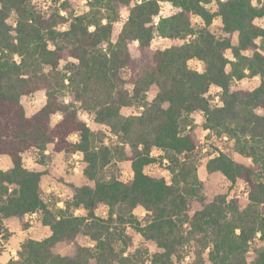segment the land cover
Here are the masks:
<instances>
[{
	"label": "trees",
	"instance_id": "obj_1",
	"mask_svg": "<svg viewBox=\"0 0 264 264\" xmlns=\"http://www.w3.org/2000/svg\"><path fill=\"white\" fill-rule=\"evenodd\" d=\"M32 1L0 0V155L12 161V168L0 170V235L7 233L4 220L18 217L25 229L24 217L32 213L51 235L26 240L6 264H175L187 256V264H264V0H142L132 6V0H88L81 13L72 0L45 9ZM161 2L176 11L155 24ZM124 7L128 17L113 40ZM216 17L219 35L210 29ZM155 35L182 43L154 49ZM135 42L139 56L132 58ZM191 60L202 63V72L189 67ZM256 76L260 84L253 90H232L235 81ZM212 86L220 89V105L206 98ZM38 91L45 103L27 116L21 99ZM82 112L117 142L98 138ZM197 112L203 129L226 137L250 159L243 166L214 149L205 165L231 185H247L243 209L237 198L204 195L191 117ZM49 146L66 156L79 152L86 163L87 184L71 186L62 208L44 199L42 173L22 163L23 153ZM153 149L163 153L169 182L145 172L159 161ZM126 160L133 176L121 181L118 167ZM193 201L201 208L190 212ZM102 206L106 217L96 213ZM138 206L146 211L144 224L134 215ZM127 228L158 251H129ZM79 235L93 246L77 244ZM60 242L73 244V252L55 253Z\"/></svg>",
	"mask_w": 264,
	"mask_h": 264
},
{
	"label": "rangeland",
	"instance_id": "obj_2",
	"mask_svg": "<svg viewBox=\"0 0 264 264\" xmlns=\"http://www.w3.org/2000/svg\"><path fill=\"white\" fill-rule=\"evenodd\" d=\"M64 0H33L32 4L37 9H45L48 5L56 4L58 5L60 2ZM74 8L77 13H81L87 10V1L88 0H72ZM142 0H132L130 6H132L136 2H140ZM212 11H216L215 3H212L208 6ZM176 10L172 7V5L168 2H161L160 3V12L159 15L154 18V23L157 24L160 17H168L172 15ZM128 7H124L120 10V20L114 25L112 39L115 40L123 23L126 21L128 17ZM14 18L11 17L9 19V23L13 24ZM193 24L196 25L199 23L198 19H193ZM264 27V20L259 21ZM211 31L219 35L221 32V21L218 17H216L212 25L210 27ZM233 44L237 43V34H234L232 37ZM182 42L177 40H171L167 38H162L160 36L155 35L152 40V48L154 49H165L173 45H180ZM129 52L132 58H136L139 56V52L137 50V43H132L129 45ZM227 57L231 58L229 52H227ZM189 67L192 70L202 72V63L198 60H191L188 63ZM61 67H65V64H62ZM260 84V79L258 76L252 78H244L240 81H235L232 85V90H253ZM156 88H152L148 94V99L151 100L155 94ZM219 94L220 89L217 87L212 86L206 94V98L211 106L220 105L219 102ZM46 97L42 91L35 92L31 95L24 96L21 99V103L24 107L25 113L27 116H31L35 112H37L45 103ZM80 117L82 120L87 124L91 131H93L98 138L103 139L106 144H115L117 142L116 137L112 136L109 130L93 121V116L89 113L82 112L80 113ZM193 123L195 128L193 129V133L196 137L198 146H197V158H198V170L197 174L199 179L203 182V192L206 196L207 200H211L216 195H226L227 199L237 198L238 204L241 209L245 208L247 204V195H248V188L245 183L242 181H237L234 185H231L220 173L215 172L209 174L206 171V162L208 159L216 154L214 149H219L229 155L233 160H235L238 164L243 166L250 165V159L245 158L235 152L233 150V142L228 140L226 137L220 138L214 134H211L208 130L203 129L204 118L201 112L194 113L192 116ZM60 119V116H56L53 118V123ZM72 141H77V136L73 135L70 138ZM127 154L129 155V150H127ZM151 155L156 157L159 161L147 166L145 168V172L156 178H164L166 181H170V174L166 168L167 162L166 160L160 161L163 153L160 150L153 149ZM119 179L121 181H128L132 178L133 174L131 175V165L130 161L126 160L119 163ZM58 181L65 182L66 178L60 176L57 178ZM71 186L72 183H67ZM80 184H84L85 180L80 179ZM201 208L200 203L198 202H191L189 206L190 212H194ZM76 214H82V212H77ZM97 215L101 217H106L107 215V208L100 207L97 210ZM134 215L141 222L144 224L146 222V213L142 214V210H135ZM126 231L132 237V245L129 248V251H134L136 249H147L150 254L155 253L158 251L154 242L150 240L143 239L138 233L134 232L131 228H127ZM5 236H0V246L1 250L8 245V240L10 237V233L7 231ZM76 243L82 246H92L93 243L90 241L89 238L79 235L76 239ZM55 253L61 255H69L73 252V244H68L66 242H60L56 244L53 248ZM189 261V257L187 256L183 262L175 263V264H187Z\"/></svg>",
	"mask_w": 264,
	"mask_h": 264
},
{
	"label": "crops",
	"instance_id": "obj_3",
	"mask_svg": "<svg viewBox=\"0 0 264 264\" xmlns=\"http://www.w3.org/2000/svg\"><path fill=\"white\" fill-rule=\"evenodd\" d=\"M22 163L24 168L42 173L40 186L44 199L57 200V206L60 208L64 206L63 203L65 200L72 197L71 185L65 182L72 183L74 187L87 184V180L83 175V169L86 163L83 161V156L79 152L66 156L62 152H52L51 146L43 152L33 149L22 154ZM10 168H12L10 157L0 155V170L5 171ZM60 176L66 178L65 182L58 181L57 178ZM83 178L85 183L80 184L79 181ZM135 210H142V214L146 213L139 206ZM24 222L28 225L25 229L22 228L21 221L18 217H10L3 221L2 226L10 233V237L7 243L8 245L0 253V264H6L11 259H17L21 244L26 240L41 241L51 235L49 227L42 225L39 213L27 214L24 217Z\"/></svg>",
	"mask_w": 264,
	"mask_h": 264
}]
</instances>
